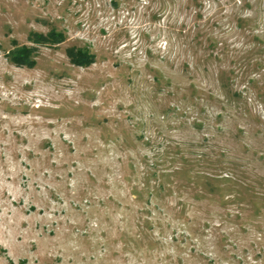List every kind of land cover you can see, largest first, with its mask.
<instances>
[{
	"label": "rangeland",
	"instance_id": "rangeland-1",
	"mask_svg": "<svg viewBox=\"0 0 264 264\" xmlns=\"http://www.w3.org/2000/svg\"><path fill=\"white\" fill-rule=\"evenodd\" d=\"M0 264H264V0H0Z\"/></svg>",
	"mask_w": 264,
	"mask_h": 264
},
{
	"label": "trees",
	"instance_id": "trees-1",
	"mask_svg": "<svg viewBox=\"0 0 264 264\" xmlns=\"http://www.w3.org/2000/svg\"><path fill=\"white\" fill-rule=\"evenodd\" d=\"M28 51H19L18 50V55H16L15 60L18 62H22L25 63L27 65H33L34 61H28ZM74 62L80 66L86 65V64H90L93 63V56L89 55V53H83V52H78L77 55H75V59Z\"/></svg>",
	"mask_w": 264,
	"mask_h": 264
}]
</instances>
